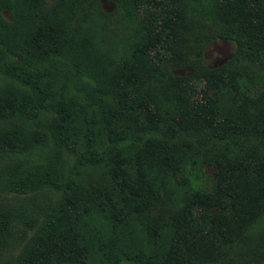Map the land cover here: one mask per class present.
<instances>
[{
    "label": "trees",
    "instance_id": "obj_1",
    "mask_svg": "<svg viewBox=\"0 0 264 264\" xmlns=\"http://www.w3.org/2000/svg\"><path fill=\"white\" fill-rule=\"evenodd\" d=\"M112 1L89 8L133 31L103 62L81 4L0 0V175L19 176L0 186V264H264V91H245L264 0ZM214 39L236 51L209 68Z\"/></svg>",
    "mask_w": 264,
    "mask_h": 264
},
{
    "label": "rangeland",
    "instance_id": "obj_2",
    "mask_svg": "<svg viewBox=\"0 0 264 264\" xmlns=\"http://www.w3.org/2000/svg\"><path fill=\"white\" fill-rule=\"evenodd\" d=\"M47 3H53L57 0H45ZM100 8L105 12H110L114 9V2L112 0H98ZM81 4V8L76 12L75 16V24L77 25V34L78 37L83 39L84 43H89V47L91 50H94L97 55L103 62L105 60L104 55H108L110 51L113 53V60H118L119 56L117 55L118 50H124V46L122 45V41L124 38L128 37L132 34L131 28L129 27L128 22L124 19H111L106 20L101 18L98 13H94V8L91 10L89 8L90 2L89 0H79L75 2V0H65V5L70 13H74V9H72V3ZM3 18L6 21L11 20V15L8 11H4L2 13ZM71 23V26H74ZM11 50H14L9 47ZM236 44L232 40L228 39H214L210 41L203 52L202 60L203 63L209 68L220 67L222 64L226 63L229 59H231L235 55ZM170 71L176 75H187L190 74V70L187 67H178V66H170ZM242 69L238 67L237 70ZM257 67L255 68V72H251L249 79L245 76L244 79H247L246 83L249 84V88H245L246 92L251 90L253 95H257L256 92L262 90L264 91V71H258ZM2 80V75H0V81ZM221 89H230L231 84L224 81L221 83ZM251 88V89H250ZM242 153L245 151V147H241ZM217 167L205 166L202 170V174L200 176V183L203 184L205 188H209L212 185V179L215 177V169ZM19 176L10 175L8 173H4L0 175V186L4 184H11L12 181L16 180ZM178 195H173L172 199L169 201V205H173L174 207L178 204ZM172 203V204H171ZM241 251L245 253V255L250 254L247 250ZM251 251L254 252V248H251ZM128 264V263H123Z\"/></svg>",
    "mask_w": 264,
    "mask_h": 264
}]
</instances>
